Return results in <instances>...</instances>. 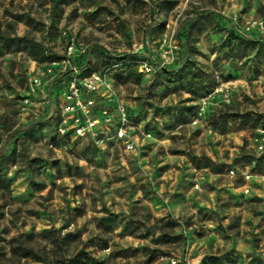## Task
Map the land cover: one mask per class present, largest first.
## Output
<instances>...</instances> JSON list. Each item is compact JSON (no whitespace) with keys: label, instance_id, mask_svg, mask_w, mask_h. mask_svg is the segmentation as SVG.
Returning a JSON list of instances; mask_svg holds the SVG:
<instances>
[{"label":"rangeland","instance_id":"374dc122","mask_svg":"<svg viewBox=\"0 0 264 264\" xmlns=\"http://www.w3.org/2000/svg\"><path fill=\"white\" fill-rule=\"evenodd\" d=\"M259 20L264 0H0V264H264V186L229 174L264 171ZM70 36L137 151L56 138L53 100L24 103Z\"/></svg>","mask_w":264,"mask_h":264},{"label":"built area","instance_id":"2783aa9c","mask_svg":"<svg viewBox=\"0 0 264 264\" xmlns=\"http://www.w3.org/2000/svg\"><path fill=\"white\" fill-rule=\"evenodd\" d=\"M252 25L264 29L261 20ZM75 42V37L70 36L64 54L59 59L48 61L40 73L28 76L24 103H29L32 97L37 96L42 100H53L55 110L48 118L56 138H68L70 141L87 139L97 146L116 141L128 151H137L138 144L130 127L134 118L116 100L109 68L86 76L82 74V69L75 63V57L81 54L89 56L90 49L80 48ZM145 69L150 70L149 67ZM98 101L103 104L102 107H97ZM108 105H113V111ZM258 132L254 142L257 155L261 156L264 154V129L259 128ZM63 146L70 147L68 142ZM229 174L244 182L241 187L244 194L252 192L251 184L264 186V171L256 170L254 161L242 167H230Z\"/></svg>","mask_w":264,"mask_h":264},{"label":"trees","instance_id":"16d2710c","mask_svg":"<svg viewBox=\"0 0 264 264\" xmlns=\"http://www.w3.org/2000/svg\"><path fill=\"white\" fill-rule=\"evenodd\" d=\"M101 51L104 54V56H106V52L103 50H101ZM91 52H90L89 56H85V55L81 54V55H76V57H75L76 65H78L82 69V74H84L85 76L89 75L90 73H92L94 71H99V70L104 69V67H101L99 69H93L92 68V66L94 65V61H93V58L91 59V56H92ZM93 57H94V54H93ZM59 58L60 57H57V58L52 57V58H49L48 61H51L54 59H59ZM198 72H199V69H198ZM55 87H56V90H58V87L57 86H55ZM65 139H68V138H65ZM62 144H64V143H62ZM261 156L264 157V154H262ZM218 263H220L218 258H211V260L208 262V264H218ZM160 264H176V263H171L170 261H167V262H162ZM200 264H203V260L200 262Z\"/></svg>","mask_w":264,"mask_h":264},{"label":"crops","instance_id":"0c3cea01","mask_svg":"<svg viewBox=\"0 0 264 264\" xmlns=\"http://www.w3.org/2000/svg\"><path fill=\"white\" fill-rule=\"evenodd\" d=\"M35 99H36V98H35ZM37 105H38V104H37ZM42 113H43V118H44V113H45V112L42 111ZM128 114H129L131 117H133V118L135 117V113H132V112H129V111H128ZM44 119H45V118H44ZM134 119H135V118H134ZM138 126H139V125H138ZM131 133L133 134L134 132L131 131ZM73 140H76V139H73ZM73 140H71V141H73ZM77 140H78V139H77ZM110 142H111V141H110ZM107 143H108V142H107ZM107 143H106V144H107ZM217 177H218V176H195L194 179H197V182H195V185H194V186L197 187L198 183H202V182H204L205 179H207V180L210 181L212 178L217 179ZM218 186H219V185H218ZM196 207H198V206H196Z\"/></svg>","mask_w":264,"mask_h":264}]
</instances>
